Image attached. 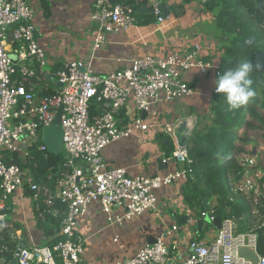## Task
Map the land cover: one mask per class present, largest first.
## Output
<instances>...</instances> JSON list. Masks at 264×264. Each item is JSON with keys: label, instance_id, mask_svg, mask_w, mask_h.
Segmentation results:
<instances>
[{"label": "built area", "instance_id": "1", "mask_svg": "<svg viewBox=\"0 0 264 264\" xmlns=\"http://www.w3.org/2000/svg\"><path fill=\"white\" fill-rule=\"evenodd\" d=\"M92 1L90 22L94 27L95 51L106 42L107 34L126 32L137 25L136 10L141 2L148 6L157 25L165 21L162 6L168 2ZM36 35L26 0H0V193L11 197L17 191L24 192L26 187L33 214L37 211L40 223L44 214L59 213L54 207L56 202L64 207L58 231L63 240L53 247H17L12 262L83 264L84 241L78 234L79 218L91 205L100 207L110 225L120 226L125 220L153 211L158 203V190L185 184L189 178L186 165L190 161L186 150L177 146L174 130L181 122L190 127L192 121L147 122L142 113L149 114L162 103L193 95L194 89L183 78L185 73L196 70L203 76L212 72L217 77L219 70L201 56L198 46L173 50L160 57L132 59L124 68L106 75L95 74L79 60L52 69ZM55 82L59 83L58 88L54 87ZM94 102L99 105L98 113L91 117L89 110ZM128 106L131 115L119 119ZM58 115L62 151L69 158L56 171L48 170L46 181L50 185L36 183L28 169L7 164L5 159L17 154L26 161L31 143L38 151L47 152L41 143L42 131L52 126ZM149 131L163 134L172 143L175 151L164 162L179 163L180 170L163 176L131 177L123 169L107 168L102 157L104 148L134 133ZM34 138L36 143L32 142ZM248 146L237 156L243 171L230 175L228 180V201L242 200L250 207L251 222L247 229L241 231L239 222L232 217L220 218V228L211 242L191 240L186 255L181 256L175 242L179 228L174 225L132 259L116 264H264V255L257 250V231L264 238V148L260 144ZM7 210L0 202V230L4 228ZM186 215L195 220L208 219L211 226L217 218L212 210L198 216L189 211ZM5 228L10 230L8 226ZM242 249L252 251L256 263L240 256ZM12 262L0 260V264Z\"/></svg>", "mask_w": 264, "mask_h": 264}, {"label": "crops", "instance_id": "2", "mask_svg": "<svg viewBox=\"0 0 264 264\" xmlns=\"http://www.w3.org/2000/svg\"><path fill=\"white\" fill-rule=\"evenodd\" d=\"M50 6V17L44 18L40 0H26L33 14V25L36 28L39 46L45 50L48 63L62 66L68 62L79 60L87 65L95 74L106 75L117 69L124 68L132 59L147 56H165L173 50L198 46L201 56L219 68V33L215 23L212 29L201 24L203 19L209 23L214 17L202 12L195 2L183 6L184 14L175 17L169 13L171 8L180 6L182 0H168L166 8L168 16L159 25H136L126 32L107 34L106 42L95 51L92 45V34L89 32L92 0H46ZM145 13L147 6L140 9ZM139 22V21H137ZM184 80L194 89L193 95L162 103L144 115L147 122L155 119L161 124H173L177 120H191L189 129L193 130L197 115H207L209 99L215 88V76L211 72L205 76L193 70L183 76ZM47 79V78H46ZM48 81V80H47ZM54 87L59 86L54 84ZM131 107H126L119 119L131 115ZM161 144H158L157 141ZM166 137L163 134L149 131L146 134L134 133L128 138L120 139L102 151V157L108 169H123L128 176H163L181 169L176 162L168 163L166 170H159L157 158H166ZM164 142V143H162ZM168 142V141H167ZM175 151V150H173ZM162 169H164L161 166ZM181 184L163 187L157 191L158 203L153 211L145 212L123 221L119 225H110L98 205H91L86 214L79 218L78 234L84 241L82 254L83 264H116L132 259L136 253L148 244L149 240L157 239L172 226H177L171 219L172 213L186 215L190 210L181 196ZM4 200V201H3ZM0 202H5L3 198ZM7 226L18 232L14 239L18 246H46L48 239L38 229L32 204L26 194L17 191L10 197ZM120 212V211H119ZM216 235L213 228L204 239L202 234L179 229L175 235L180 255L187 253L189 241L197 238L205 243L211 242ZM114 239L117 241L115 242ZM170 240H167V243ZM23 246V245H22Z\"/></svg>", "mask_w": 264, "mask_h": 264}, {"label": "trees", "instance_id": "3", "mask_svg": "<svg viewBox=\"0 0 264 264\" xmlns=\"http://www.w3.org/2000/svg\"><path fill=\"white\" fill-rule=\"evenodd\" d=\"M132 3L134 0H127ZM195 2L202 12L212 14L220 39L219 74L229 67L235 66L241 60H248L254 65L251 79L252 88L256 95L244 106L237 110H229L223 94L216 92V85L209 99L207 115H197V122L192 134L185 140L186 153L190 164L186 165L189 178L181 187V196L188 209L196 216L212 210L218 218L232 217L240 224L244 231L250 225L251 214L249 205L242 200L228 201L230 175L239 174L242 168L238 165L237 156L245 151L248 145H257L255 137L264 140V0H182L180 6L171 8L169 13L175 17L184 14L183 6ZM43 17H50V6L46 0H40ZM136 10L137 24H157L150 10L141 12V6ZM251 41V43H246ZM259 63L260 67L255 65ZM60 66H54L57 69ZM217 78V77H215ZM48 94L49 91H45ZM98 104L90 107V116L98 113ZM122 112V111H121ZM168 141V140H167ZM164 143V142H162ZM167 158L171 157L174 147L170 141L162 145ZM8 156V155H7ZM228 156L227 160L223 158ZM11 159V160H9ZM7 164H16L22 169H28L32 180L36 183H46L48 170L60 168L65 162L61 154L54 156L49 152H42L32 144L28 148V158L22 161L19 155L13 154L5 159ZM264 169V166H263ZM27 196L28 190L24 188ZM6 199L10 203V196L4 197L0 193V201ZM4 201V200H3ZM4 202L5 208L7 206ZM59 213L56 216L44 214L40 223L34 211V218L38 229L48 239L47 247H53L63 240L58 236L64 207L56 202L54 205ZM4 228L0 230V260L12 262L13 254L18 247L13 237V230L5 228L9 222L6 217L9 210L4 212ZM258 237L257 250L264 255V238L261 232Z\"/></svg>", "mask_w": 264, "mask_h": 264}, {"label": "water", "instance_id": "4", "mask_svg": "<svg viewBox=\"0 0 264 264\" xmlns=\"http://www.w3.org/2000/svg\"><path fill=\"white\" fill-rule=\"evenodd\" d=\"M168 10L165 5L162 6V17L165 20L168 16ZM13 26H10L12 28ZM49 80V78H47ZM56 85L59 86V83L55 82ZM146 113H142V118H144ZM192 134V130L189 129L187 126L186 122H181L174 130V137L177 141V146L185 150L186 149V143L185 140L188 136ZM37 138H34L32 140L33 143H36ZM167 143V140H165ZM41 143L46 147L47 152L54 156H58L62 153L63 145H62V131L60 128V120H59V115L56 117V119L53 122V125L45 128L42 131L41 135ZM65 159H68V155H64ZM156 163L158 165L159 170H166L168 168V162H164V158H157ZM161 166L164 168L162 169ZM171 219L173 222L177 224V227L179 229H187V232L196 234L197 237L201 235L204 230L210 225L208 222V219H203V220H195L194 217L189 218L187 215L181 214L178 215L177 213H172L171 214ZM212 227L214 229H219L220 228V218H215L214 222L212 223ZM156 239L149 240L148 244H153L155 243ZM194 240H197L195 238ZM23 245V246H22ZM24 244L21 242V244L18 246V248H23ZM240 256L245 257L247 259H250L253 263H256V256L252 251L242 249L240 251ZM14 264V261L12 262Z\"/></svg>", "mask_w": 264, "mask_h": 264}, {"label": "clouds", "instance_id": "5", "mask_svg": "<svg viewBox=\"0 0 264 264\" xmlns=\"http://www.w3.org/2000/svg\"><path fill=\"white\" fill-rule=\"evenodd\" d=\"M246 43H251V41H246ZM255 67L259 68L260 64L257 63ZM253 70L254 65L245 59L218 74L214 81L215 90L217 93L223 94L229 110L240 109L256 95L252 88L251 74ZM228 158L225 156L223 159L227 160Z\"/></svg>", "mask_w": 264, "mask_h": 264}, {"label": "rangeland", "instance_id": "6", "mask_svg": "<svg viewBox=\"0 0 264 264\" xmlns=\"http://www.w3.org/2000/svg\"><path fill=\"white\" fill-rule=\"evenodd\" d=\"M181 2H182V1H181ZM211 15H212V14H211ZM181 16H182V15H181ZM212 16H213V15H212ZM213 17H214V16H213ZM214 21H215V20H214ZM214 21H212L211 23H209L207 19H203V21L201 22V24L206 25V26L208 27V29L210 30V29H212V26L214 25ZM90 23H91V22H90ZM89 29H90L89 32H90V34H92V37H93L94 27H93V24H92V23L90 24V28H89ZM36 41H37V35H36ZM37 42H38V41H37ZM44 51H45V50H44ZM46 57H47V55H46ZM47 59H48V58H47ZM254 139L256 140V144H257V145L260 144V145H261L260 147H261V148H264V140H262L261 137L257 136V137H255ZM157 142H158V144H161L159 140H158ZM247 147H250V146H247ZM247 147H245V148H247ZM61 155L64 156L65 153L62 151ZM5 203H6V202H5ZM6 205H7V206H10V203H6ZM104 216H105V215H104ZM105 218H106V217H105ZM6 220H7V222L10 221V216H9V215L6 217ZM36 224H37V223H36ZM37 227H38V226H37ZM212 230H213L212 226L209 225V226L204 230V232L202 233L203 238H204V239H208L207 234H208L209 232H211Z\"/></svg>", "mask_w": 264, "mask_h": 264}]
</instances>
